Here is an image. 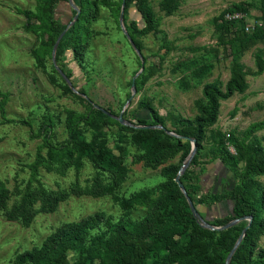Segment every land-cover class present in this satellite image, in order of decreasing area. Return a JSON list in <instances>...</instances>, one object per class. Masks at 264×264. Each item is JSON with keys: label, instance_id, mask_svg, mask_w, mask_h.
<instances>
[{"label": "rangeland", "instance_id": "rangeland-1", "mask_svg": "<svg viewBox=\"0 0 264 264\" xmlns=\"http://www.w3.org/2000/svg\"><path fill=\"white\" fill-rule=\"evenodd\" d=\"M91 1L95 4L76 52L69 39L80 11L75 19L73 0L55 4V17L67 24L59 32L50 28L44 9L48 0H0V191L6 197L0 210V264H16L19 253L43 247L58 229L96 213L104 221L90 230L84 249L69 250L67 264H115L107 250L92 252L91 239L118 242L128 234L129 241L138 243L149 239L147 233L173 225L179 203L182 211L192 210L186 196L170 200L178 194L177 181L167 185V171L177 168L176 180L188 161L184 150L190 143L184 138L152 154L134 135L162 125L167 134L181 136L179 121L194 123L200 115L204 86L215 84L226 91L235 61L244 66L247 88L219 100L216 122L203 127L200 144L194 143L195 154L179 179L201 224L233 215L229 194L241 183L262 199L264 221V173L240 176L252 143H258L264 156V34L255 33L257 23L264 21V0H145L156 26L132 36L134 28L144 27L136 4ZM228 9L241 11L245 19L223 23ZM245 22L255 27L245 31ZM143 100L162 123L140 106ZM96 105L112 116L104 117ZM45 115L53 121L56 151L39 133ZM74 123L96 152L106 151L118 165L107 168L69 143ZM57 196L54 211L42 209ZM23 211L33 213L29 225L22 223ZM248 223L240 219L229 231H220L229 232L230 244ZM219 233L201 238L211 253L220 247ZM176 241L179 250L191 243L188 236H176ZM254 248L255 254L264 249V228ZM169 251L163 247L147 264L186 261L181 257L167 263Z\"/></svg>", "mask_w": 264, "mask_h": 264}, {"label": "trees", "instance_id": "trees-1", "mask_svg": "<svg viewBox=\"0 0 264 264\" xmlns=\"http://www.w3.org/2000/svg\"><path fill=\"white\" fill-rule=\"evenodd\" d=\"M61 1L68 0H48L44 5L46 10V15L50 22V28L54 31H61L67 27V24L62 25L60 21L55 17V4ZM78 6V10L74 13L80 14L75 24L71 26L70 31L75 34L70 37L71 44L74 45V50L79 52L81 47L82 36L81 33L84 29V24L86 23L89 8L91 4L95 2L91 0H73ZM134 3L137 5L140 11L144 27L141 30L134 28L131 36L136 33H147L153 30L156 26V21L154 20L153 14L150 9L146 6L145 0H125V6L129 7ZM233 9H228L230 11ZM224 12V14H225ZM223 14V16H224ZM223 23L236 24V21H228L223 18ZM245 30V29H244ZM246 31V30H245ZM255 33L264 34V28L257 27ZM85 34V32H83ZM55 43V42H53ZM137 46H139L137 44ZM247 88V83L244 79V66L238 61L233 62L231 66V78L226 85V91L215 84H206L203 88V96L205 99L204 103L198 105L200 115L195 119L194 123L188 124L186 120H180L181 129H179L178 134L181 136H173L167 134V132L162 128L147 127L138 130L136 139L148 148L152 154H157L161 150L169 149L174 144L175 141L182 143L186 138V141L190 145L184 150L185 156L189 155L191 152V140L195 139L199 145L200 134L203 131L205 125H212L216 122L218 118V106L220 99H227L231 97L235 92H244ZM140 106L147 108L152 116L158 119V115L155 110L151 107L148 101H141ZM103 112L102 110H100ZM104 113V112H103ZM104 117H108V114L104 113ZM82 120H86L85 118ZM53 131V121L50 115H45L44 120L41 124L39 133L44 137L45 145L52 151H56L59 148L54 146L51 141ZM78 150L84 152H90L95 159L103 166L109 168L112 163L118 165L114 158L109 157L106 151L98 150L91 146L90 143L85 141L79 131L76 130L75 123L71 125L70 131V142ZM250 155L247 160V165L245 170L241 173V179L251 177L256 174L264 173V156H262V150L257 144H253L249 147ZM177 168H172L167 171L168 184H175L174 180L177 174ZM36 193H29L27 195V202H29ZM185 194L178 188V194L170 195V200L172 202H177L179 197L184 198ZM60 196L55 197L54 201L47 202L46 205L42 206L45 211H54L58 205V199ZM229 199L232 204L233 215L229 217H216L214 221L210 224L214 226H223L229 221L237 218L247 217L250 223L249 217H252L251 224L249 225L245 236L237 247L236 251L231 258L230 264H264V249H261L255 254L254 239L257 234L264 228V221L261 220L259 203L262 199L255 198L250 195L246 185L241 183L229 194ZM185 202V200H184ZM6 203V197L2 191H0V210L4 209ZM186 204V203H185ZM178 218L174 220L173 225H165V229H158L157 231H151L147 233L146 237L149 239H144L143 237L138 243L131 242L128 239V234L120 235V240L118 242L102 241V238L97 237L91 239L94 243L92 252H98L103 249L107 250L110 258L115 264H147L150 256L153 254H158L160 250L164 247L167 248L169 254L167 255L166 262H176L179 258L185 257L186 261L182 264H225L227 257L233 246H235L240 234L238 233L229 244L228 231L233 227H229L227 233L225 231H216L214 229L208 228L206 225L196 221L195 215L192 210L188 212L182 211L181 203L178 204ZM22 223L29 225L33 220V213L23 211L21 214ZM158 216V220L162 219ZM105 216L102 213H96L94 215L82 218L79 221L69 223L65 227H62L55 231L45 245L41 248H35L33 250H26L19 253L16 256V264H67L68 262V252L70 249H84L86 242L88 241V234L91 229L95 228L101 222H103ZM248 223V224H249ZM180 224V225H179ZM247 226V225H246ZM245 226V227H246ZM244 227V228H245ZM219 233L217 241L220 245L219 249L215 250L214 253L210 252V248L206 242L201 238L203 236H213ZM176 236H188L190 237L191 243L185 247L184 250L176 249L175 243ZM97 255V253H94Z\"/></svg>", "mask_w": 264, "mask_h": 264}, {"label": "water", "instance_id": "water-1", "mask_svg": "<svg viewBox=\"0 0 264 264\" xmlns=\"http://www.w3.org/2000/svg\"><path fill=\"white\" fill-rule=\"evenodd\" d=\"M69 2H72V0H69ZM125 4V1H123V5ZM79 13V12H78ZM78 13L76 14L75 16V19L77 18L78 16ZM74 19V20H75ZM72 20V21H74ZM130 38V36H129ZM131 39V38H130ZM59 40H60V37L57 39V41L55 42V45H54V52L57 48V45L59 43ZM63 76L65 77V79H67V77L63 74ZM131 100V98L129 99ZM97 108L101 109L104 113L108 114V115H111V113H109L108 111L104 110L103 108H101L100 106L96 105ZM119 120L121 122H123V119L122 117L120 116L119 117ZM147 127H154V128H162L164 130H166V128L162 125H149ZM192 143H193V147L191 149V152L189 153V157H188V161L186 162V164L180 169L177 177H176V181L177 183L179 184L180 188L182 189L183 193L185 194V196L187 197V200L189 202V205L194 213V215H197L200 219H201V216L199 215L198 211L196 210L195 206H194V203H193V200L191 199V197L188 195V192L185 188V186L183 185V183L180 181V175L181 173L185 170V168L188 166V164L190 163L191 159L193 158L194 154H195V151H196V145L194 143H196V140L195 139H192L191 140ZM247 217H243L242 219H246ZM241 218H237V219H233L232 221L226 223L225 225L221 226V227H217V226H214L212 224H210L209 222L207 221H204V225H206L208 228L210 229H217V230H223V229H227L229 228L230 226L234 225L235 223H237ZM250 219V223L243 229L242 233L240 234L235 246L233 247V249L231 250V252L229 253L228 257H227V260H226V263L225 264H230V261H231V258L234 254V252L236 251L237 247L239 246L240 242L242 241L243 237L245 236L246 232H247V229L249 227V225L251 224V221H252V217H249Z\"/></svg>", "mask_w": 264, "mask_h": 264}, {"label": "built area", "instance_id": "built-area-1", "mask_svg": "<svg viewBox=\"0 0 264 264\" xmlns=\"http://www.w3.org/2000/svg\"><path fill=\"white\" fill-rule=\"evenodd\" d=\"M223 18L225 20H228V21H236V22H241L243 19H245V15L239 11V10H230V11H227L225 12ZM257 27H260V28H264V21H259L256 25ZM255 27V25H251L250 23L248 22H245L243 24V28L246 30V31H250L251 29H253Z\"/></svg>", "mask_w": 264, "mask_h": 264}]
</instances>
